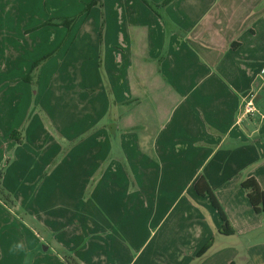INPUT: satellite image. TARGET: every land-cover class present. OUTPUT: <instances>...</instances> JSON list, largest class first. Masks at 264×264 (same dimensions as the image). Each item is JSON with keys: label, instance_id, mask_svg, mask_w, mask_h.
Instances as JSON below:
<instances>
[{"label": "crops", "instance_id": "crops-1", "mask_svg": "<svg viewBox=\"0 0 264 264\" xmlns=\"http://www.w3.org/2000/svg\"><path fill=\"white\" fill-rule=\"evenodd\" d=\"M165 1L0 0V264H264V0Z\"/></svg>", "mask_w": 264, "mask_h": 264}, {"label": "trees", "instance_id": "trees-1", "mask_svg": "<svg viewBox=\"0 0 264 264\" xmlns=\"http://www.w3.org/2000/svg\"><path fill=\"white\" fill-rule=\"evenodd\" d=\"M167 1L168 0H166L165 3ZM101 5H102L101 0H91V2L85 6L83 12L85 11L87 13V12H89V10H91L92 7H94V6L101 7ZM147 5L151 9L154 10V7L152 5H150L148 3H147ZM47 23H51V22H47ZM73 23H74L73 19H61L57 23H54V24L55 25H61V26H64L66 28H70V26ZM37 65H38V63L35 64L34 68ZM25 80H28V77H26ZM1 175H2V173L0 172V178H1ZM241 187L247 191V198H248V201H249L252 209L254 210V212L264 213V195H263L262 191L260 190V188L258 187V185L256 184V182L252 179H249V180L244 181L241 184ZM194 190L199 196L208 197L212 208L215 211H217V213L219 214V219L221 222L219 233L221 235H224V236H231L233 234V231H232L228 221L226 220V217L224 216L223 212L221 211L218 203L216 202L213 194L211 193L208 186L206 185V183L202 179H199L194 185ZM0 196L5 199V201H6L5 204L12 206V203L9 199V196L5 194V192L3 191L1 186H0ZM210 247H211V244L206 245L201 250V252L198 254V257L203 256L209 250ZM68 263L69 264H77L72 259H69Z\"/></svg>", "mask_w": 264, "mask_h": 264}, {"label": "rangeland", "instance_id": "rangeland-1", "mask_svg": "<svg viewBox=\"0 0 264 264\" xmlns=\"http://www.w3.org/2000/svg\"><path fill=\"white\" fill-rule=\"evenodd\" d=\"M89 4V3H88ZM87 5V4H86ZM85 8V7H84ZM86 14V12L84 11H81L80 13H78L74 18H72L73 20H74V23L79 19V18H81L83 15H85ZM5 192V191H4ZM6 194V193H5ZM6 195H8V194H6ZM5 199L4 198H2L1 196H0V205H1V207H5L7 210H13V208H12V206H10V205H7V204H5ZM9 204V203H8Z\"/></svg>", "mask_w": 264, "mask_h": 264}, {"label": "built area", "instance_id": "built-area-1", "mask_svg": "<svg viewBox=\"0 0 264 264\" xmlns=\"http://www.w3.org/2000/svg\"><path fill=\"white\" fill-rule=\"evenodd\" d=\"M255 112V110H254V108H253V104L249 101V102H247L246 104H245V106H244V109H243V114L244 115H250V114H252V113H254Z\"/></svg>", "mask_w": 264, "mask_h": 264}, {"label": "water", "instance_id": "water-1", "mask_svg": "<svg viewBox=\"0 0 264 264\" xmlns=\"http://www.w3.org/2000/svg\"><path fill=\"white\" fill-rule=\"evenodd\" d=\"M111 128L113 129L114 127L109 128L110 133H112L114 135V130H111Z\"/></svg>", "mask_w": 264, "mask_h": 264}]
</instances>
